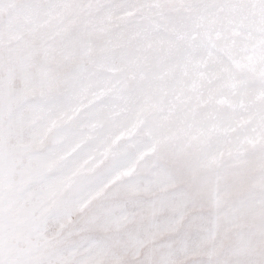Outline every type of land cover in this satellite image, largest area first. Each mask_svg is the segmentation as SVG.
<instances>
[{
	"label": "snow or ice",
	"instance_id": "obj_1",
	"mask_svg": "<svg viewBox=\"0 0 264 264\" xmlns=\"http://www.w3.org/2000/svg\"><path fill=\"white\" fill-rule=\"evenodd\" d=\"M0 264H264V0H0Z\"/></svg>",
	"mask_w": 264,
	"mask_h": 264
}]
</instances>
